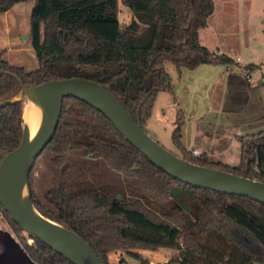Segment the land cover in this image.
Here are the masks:
<instances>
[{"label": "trees", "instance_id": "obj_1", "mask_svg": "<svg viewBox=\"0 0 264 264\" xmlns=\"http://www.w3.org/2000/svg\"><path fill=\"white\" fill-rule=\"evenodd\" d=\"M26 1L31 0H0V15ZM34 1L30 38L38 67L13 65L0 51V103H4L0 105V163L22 142L24 103L11 102L21 92V82L36 87L68 78L95 81L145 128L158 92L172 91L165 61L174 63L179 72L201 64H236L227 54L201 44L199 31L208 26L215 0H120L133 14L124 28L118 17L119 0ZM257 67L250 64L246 70ZM242 82L249 84L245 78ZM182 124L174 130L173 140L183 159L264 182V130L240 136V162L229 165L207 153L192 156L181 141ZM71 153L105 160L170 207L160 213L140 198L120 200L94 187L70 191L68 182H55L54 174L67 165ZM41 156L49 169L45 182L35 173ZM38 158L28 182L33 205L84 238L104 264H110L109 254L118 251L135 260L128 264H153L142 251L160 249L173 251L179 264H264V203L173 178L127 140L105 114L77 97L64 99L56 132ZM0 209L33 260L72 264L33 236L29 235L34 243L28 244L1 203Z\"/></svg>", "mask_w": 264, "mask_h": 264}, {"label": "rangeland", "instance_id": "obj_2", "mask_svg": "<svg viewBox=\"0 0 264 264\" xmlns=\"http://www.w3.org/2000/svg\"><path fill=\"white\" fill-rule=\"evenodd\" d=\"M34 3L31 0L13 7L12 13L17 21L8 20L10 30L6 33L7 45L0 43V50H7L5 59L29 70L38 67L29 34V19ZM118 17L123 28L133 18L132 12L120 0ZM199 33L201 44L210 51L226 53L235 61L239 57L240 61L230 66L233 72L222 64H201L194 69L182 67L179 72L174 63L165 61L166 71L172 79V91L158 92L145 130L165 149L179 157L183 153L173 140V132L181 122V141L190 152L203 146L214 152L216 148L237 141L225 156L210 157L214 161L237 165L241 156L239 137L264 130V89L252 92L250 89L251 86H264L261 82L264 78V0H215V11L209 19V27L200 29ZM250 64L258 66L251 85L242 82L246 66ZM235 72L239 75V82L229 83L230 74ZM235 109L243 111L237 114L233 112ZM199 155L192 152V156ZM47 169L44 156H41L35 173L44 182L47 180ZM54 175L55 182H68L70 191L94 187L120 200L140 198L160 213L170 207L169 203L156 198L136 179L110 168L103 159L71 153L67 165L55 171ZM0 229L9 231L24 246L1 209ZM21 236L26 238L28 244L34 243L24 231ZM142 253L153 264H179L175 253L170 250H143ZM121 259L126 262L121 263ZM109 261L110 264L135 262L127 253L120 251L111 252Z\"/></svg>", "mask_w": 264, "mask_h": 264}, {"label": "water", "instance_id": "obj_3", "mask_svg": "<svg viewBox=\"0 0 264 264\" xmlns=\"http://www.w3.org/2000/svg\"><path fill=\"white\" fill-rule=\"evenodd\" d=\"M21 85V92L11 102L19 100L24 103L22 95L27 94L42 107V119L32 138L28 127L23 124L21 144L0 163V203L25 233L41 240L72 264L104 263L95 249L79 234L50 220L35 208L28 185L29 175L37 158L56 132L63 101L68 96L77 97L100 110L127 140L173 178L201 189L249 197L264 203L263 181L196 164L168 151L100 83L68 78L47 81L36 87H26L22 82ZM25 191L27 196L22 200ZM0 264L41 263L33 260L9 231L0 229Z\"/></svg>", "mask_w": 264, "mask_h": 264}, {"label": "crops", "instance_id": "obj_4", "mask_svg": "<svg viewBox=\"0 0 264 264\" xmlns=\"http://www.w3.org/2000/svg\"><path fill=\"white\" fill-rule=\"evenodd\" d=\"M18 4V3H17ZM17 4H15L13 7H15ZM35 4V3H34ZM11 8L10 10H8V11H6L5 13H2L1 15H0V17H2L1 19H0V29H2V27H5L4 29H2V31L0 30V43H3V44H5V45H7L6 44V33L10 30L9 28H8V25H9V23L10 22H8V20L10 19V21L11 22H14V23H16V21H17V19H16V16H15V14H13L12 13V9H14V8ZM33 8V7H32ZM32 11V10H31ZM31 15V14H30ZM26 20V19H25ZM29 21H30V19H29ZM26 27V26H25ZM207 27H209V24H208V26ZM206 27V28H207ZM29 34H30V27H29ZM32 46V45H31ZM5 51V53L3 54V58H4V55H6L7 54V50H6V48L5 49H2V50H0V51ZM34 51V50H33ZM226 54V53H225ZM228 55V54H227ZM229 56V55H228ZM231 57V56H230ZM232 58V57H231ZM237 58H239V57H237ZM237 58H236V61H237ZM5 59V58H4ZM5 60H7V59H5ZM8 61V60H7ZM240 61V60H239ZM239 61H237V62H239ZM10 62V61H9ZM11 64H13V65H18V66H23V65H20V64H15V63H12V62H10ZM23 67H25V66H23ZM26 68V67H25ZM27 69V68H26ZM29 70V69H28ZM227 70L230 72H233L232 70V68H230V69H228L227 68ZM232 76V83H238L239 81H238V77H239V75H238V73H231L230 74V77ZM244 79V78H243ZM228 82H229V79H228ZM262 83H264V78L262 79V81H261ZM252 84V82H250L249 83V85H251ZM250 89H251V92L252 91H257V90H263L264 89V86H260V85H258V86H251L250 87ZM239 93V92H238ZM249 98V97H248ZM242 111L243 110H238V109H235V110H233V112L234 113H237V114H240V113H242ZM233 143H237V141H234V142H231L230 144H227V145H225V146H223L222 148H219V149H215V151L213 152V151H211V150H209V149H207V147L206 146H203V147H196V148H194L193 150H192V152H194V151H198L200 154H202V153H207L210 157H214V156H220V157H223V156H225L227 153H228V151H229V149L231 148V145L233 144ZM218 161H221V160H218ZM221 162H223V161H221ZM227 164V163H226ZM230 165V164H229Z\"/></svg>", "mask_w": 264, "mask_h": 264}, {"label": "bare ground", "instance_id": "obj_5", "mask_svg": "<svg viewBox=\"0 0 264 264\" xmlns=\"http://www.w3.org/2000/svg\"><path fill=\"white\" fill-rule=\"evenodd\" d=\"M22 98L24 99V119L23 124L28 127L30 132V137L32 138L40 124L42 119V107L35 102H33L27 94H23ZM27 196V191L23 193L22 200H25Z\"/></svg>", "mask_w": 264, "mask_h": 264}, {"label": "built area", "instance_id": "obj_6", "mask_svg": "<svg viewBox=\"0 0 264 264\" xmlns=\"http://www.w3.org/2000/svg\"><path fill=\"white\" fill-rule=\"evenodd\" d=\"M239 60H240V58H237V61H239ZM227 68L230 69V66H227ZM253 73H254V71L251 70V69L246 70L245 79H246L247 82H249V83L252 82ZM198 153H199L198 151H194L193 152L194 155H198Z\"/></svg>", "mask_w": 264, "mask_h": 264}]
</instances>
